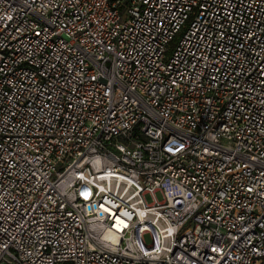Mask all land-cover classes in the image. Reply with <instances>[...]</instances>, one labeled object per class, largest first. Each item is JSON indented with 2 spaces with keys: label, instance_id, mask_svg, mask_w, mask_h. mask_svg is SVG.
I'll return each instance as SVG.
<instances>
[{
  "label": "built area",
  "instance_id": "obj_1",
  "mask_svg": "<svg viewBox=\"0 0 264 264\" xmlns=\"http://www.w3.org/2000/svg\"><path fill=\"white\" fill-rule=\"evenodd\" d=\"M0 264H264V0H0Z\"/></svg>",
  "mask_w": 264,
  "mask_h": 264
},
{
  "label": "rangeland",
  "instance_id": "obj_2",
  "mask_svg": "<svg viewBox=\"0 0 264 264\" xmlns=\"http://www.w3.org/2000/svg\"><path fill=\"white\" fill-rule=\"evenodd\" d=\"M156 196H157V198H158L159 200L162 199V196H161L160 192L156 193ZM147 199H148V200H151V197L148 196ZM145 238H146L145 240H146L147 243H151V242H152L151 236L146 235Z\"/></svg>",
  "mask_w": 264,
  "mask_h": 264
}]
</instances>
